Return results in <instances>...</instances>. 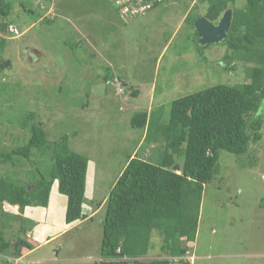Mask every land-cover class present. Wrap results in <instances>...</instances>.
Masks as SVG:
<instances>
[{"label": "rangeland", "instance_id": "obj_1", "mask_svg": "<svg viewBox=\"0 0 264 264\" xmlns=\"http://www.w3.org/2000/svg\"><path fill=\"white\" fill-rule=\"evenodd\" d=\"M154 1L14 0L10 19L22 31L7 34L1 51L12 65L2 67L0 80V151L27 145L39 123L48 149L45 155L34 150L18 166L3 164L0 174L34 185L41 172L51 170L61 143L88 157L87 178L96 187L90 199L99 204L130 155L158 162L164 149L165 138L154 141L158 126L151 141L147 128L132 127L135 114L154 112L157 123L167 122L172 102L184 95L221 82H248L250 63L232 60L237 68L228 70L224 43L200 44L189 20L204 15L206 1ZM245 5L236 0V7ZM105 212L103 206L49 245L0 251V264H98ZM20 227L14 221L6 238H25ZM163 243L154 229L141 260L167 257L180 264L163 253ZM183 244L189 264H264V123L262 138L252 139L246 153L220 150L217 171L204 188L196 239Z\"/></svg>", "mask_w": 264, "mask_h": 264}, {"label": "trees", "instance_id": "obj_2", "mask_svg": "<svg viewBox=\"0 0 264 264\" xmlns=\"http://www.w3.org/2000/svg\"><path fill=\"white\" fill-rule=\"evenodd\" d=\"M150 0H145L148 2ZM162 0H155L157 5ZM204 15H191L190 23L204 16L217 22L222 14L232 9L228 40L229 51L224 56L226 69H236L232 60L250 65L246 69L248 82L244 84L218 83L172 102L167 122L157 123L155 114L140 111L131 119L134 128H147L146 139L151 141L155 126V140L165 138L158 162L130 155L126 167L106 199L103 220L101 257L98 264H173L170 258L141 260L151 249V235L157 229L163 236L162 251L184 260L188 247L196 239L202 196L205 185L212 181L218 168L220 150L242 155L250 141L262 138L264 118V0H246L245 7H236V0H204ZM14 0H0V30L6 35ZM24 8L34 13L33 8ZM49 20V19H48ZM198 36V32L196 31ZM9 37L0 35V80L3 69L1 51ZM106 82L112 75H105ZM135 95L138 94L136 91ZM48 139L42 123L31 128L27 145L9 151H0V168L12 161L18 166L20 158L31 159L34 150L45 155ZM183 157V163L177 161ZM16 158V160H15ZM53 166L40 173L34 185L21 184L17 179L0 174V251L21 247L34 248L31 239L18 236L13 242L6 238V230L14 221H20V230L26 233L28 220L23 212L29 205L48 206L50 192L56 180L59 191L68 197L66 222L85 217L86 178L88 157L59 143L52 156ZM29 185V186H28ZM30 187V188H29ZM9 205L5 207L4 203ZM26 222V223H25Z\"/></svg>", "mask_w": 264, "mask_h": 264}, {"label": "crops", "instance_id": "obj_3", "mask_svg": "<svg viewBox=\"0 0 264 264\" xmlns=\"http://www.w3.org/2000/svg\"><path fill=\"white\" fill-rule=\"evenodd\" d=\"M54 184V188L52 186L50 192L48 206L29 205L26 206L23 211V215L28 220V223L31 218L34 219V221H30L31 228L24 233L27 234V238L32 240L33 244L38 243L37 246H34L33 250L51 244L62 237L71 228L76 227L85 220L95 216L103 206H105L106 199L109 195L107 194L99 204H97V200H94L93 198L90 199L92 195L96 196V192H94L96 187L93 186L94 180L89 177L86 178V202L83 205L85 217L75 222L67 223L66 210L68 197L59 191L58 180H56V183L54 182ZM4 205L7 207L9 204L5 202Z\"/></svg>", "mask_w": 264, "mask_h": 264}, {"label": "water", "instance_id": "obj_4", "mask_svg": "<svg viewBox=\"0 0 264 264\" xmlns=\"http://www.w3.org/2000/svg\"><path fill=\"white\" fill-rule=\"evenodd\" d=\"M231 20V8H228L217 22H214L204 16L197 19L195 22V28L198 31L200 44L207 45L210 43H225L228 40V31ZM11 65V61L4 60L1 67H8Z\"/></svg>", "mask_w": 264, "mask_h": 264}, {"label": "built area", "instance_id": "obj_5", "mask_svg": "<svg viewBox=\"0 0 264 264\" xmlns=\"http://www.w3.org/2000/svg\"><path fill=\"white\" fill-rule=\"evenodd\" d=\"M149 6V5H148ZM9 31L11 32V34L14 36V35H19L20 34V30H19V28L16 26V25H14V24H11L10 25V27H9ZM0 35H5L6 36V34L3 32V31H1L0 30Z\"/></svg>", "mask_w": 264, "mask_h": 264}, {"label": "clouds", "instance_id": "obj_6", "mask_svg": "<svg viewBox=\"0 0 264 264\" xmlns=\"http://www.w3.org/2000/svg\"><path fill=\"white\" fill-rule=\"evenodd\" d=\"M7 36V35H6ZM8 37V36H7Z\"/></svg>", "mask_w": 264, "mask_h": 264}]
</instances>
